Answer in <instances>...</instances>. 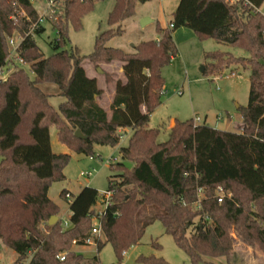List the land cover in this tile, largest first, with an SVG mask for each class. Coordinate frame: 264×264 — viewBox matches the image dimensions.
I'll return each mask as SVG.
<instances>
[{"label": "trees", "instance_id": "trees-1", "mask_svg": "<svg viewBox=\"0 0 264 264\" xmlns=\"http://www.w3.org/2000/svg\"><path fill=\"white\" fill-rule=\"evenodd\" d=\"M96 1L63 0L62 13L51 25L57 38L49 42L53 53L44 56L35 39L27 36L18 57L33 76L18 66L0 79V240L16 253L15 264H99L97 255L86 258L71 249L90 236L95 188L84 186L70 200L62 190L69 226L65 228L60 218L47 224L59 212L47 196L49 185L65 178L62 169L70 158L52 151L51 126L59 143L85 155L93 153L94 145L116 146L118 130L131 129L126 146L118 148L121 161L109 163L114 173L107 189L113 193L99 216L104 240L93 238L97 252L110 243L120 259L139 243L146 226L158 220L191 264H214L205 257H225L230 264L233 236L264 253V15L254 9L264 0H179L169 22L172 28L156 25L159 38L141 41L131 53L106 42L122 35L121 22L134 15L137 2L152 0H114L107 17L110 28L96 36L92 52L82 55L75 46L67 49L68 27L79 29ZM20 8L32 16L26 0H0V68L11 61L7 37L27 29L28 22L12 18ZM180 27L192 30L199 40L212 38L247 52V57L206 52L212 61L202 73L216 76L231 65L248 69V101L238 106L241 122L234 131L175 120L168 139L158 143L159 130L146 125L161 103V71L178 53L172 34ZM83 60L93 65L122 63L124 80L113 82L111 74L104 73L105 82L114 84L109 117L96 102L102 92L96 79L86 75ZM43 83L59 89L64 99L57 108L40 89ZM76 129L84 139L74 136ZM217 188L230 196L218 202ZM147 209L152 213L145 218L141 212ZM60 254L63 260L57 258ZM137 261L169 264L153 255H141Z\"/></svg>", "mask_w": 264, "mask_h": 264}, {"label": "rangeland", "instance_id": "rangeland-1", "mask_svg": "<svg viewBox=\"0 0 264 264\" xmlns=\"http://www.w3.org/2000/svg\"><path fill=\"white\" fill-rule=\"evenodd\" d=\"M62 1L59 0L58 4H62ZM178 1L152 0L145 3L137 2L134 9L135 16L121 22L122 35L111 38L106 42V45L129 52L132 49L130 44L135 40L140 41L133 45V49L141 40L148 38L155 40L159 36V33L156 31V25H149L147 28L141 29L140 20L142 18L137 20V17L144 12H151L157 18L156 20L159 21L160 25H167L172 18V13ZM113 5L114 0H97L93 8L81 18V27L79 29H74L72 26L68 27L65 47L68 49L71 46H75L82 55H88L92 52L96 36L100 32L110 28L107 23V17ZM177 30L173 31V33L176 35L175 44L178 53L161 71L164 80L163 94L160 99L161 103L150 114L146 127L159 130L157 136L158 143L165 142L168 139L170 128L174 126L175 120L185 121L192 119L194 124L205 123L212 127L218 126L222 128H225L228 124L227 128L232 131L236 130L237 125L241 122V113L237 106L244 107L248 101L249 70L240 65H231L216 76L204 75L202 72L204 66L210 62V59L205 57L206 52H230L235 57H247V52L240 47L217 42L212 38L199 40L194 32L188 28L187 30H180L178 32ZM55 37V31L52 29L50 23H45L44 31L40 35L35 36V42L44 56H49L53 53V48L49 42ZM104 64L107 63L101 62L93 65L88 60L82 61V66L84 65L87 72L91 71L90 67H92L94 73L100 68L102 72L97 73L100 79L106 83L104 73H107L111 74L114 82L116 74L107 72ZM16 65L24 67L29 76H33L26 64L20 65L14 62L12 57L10 61L11 68L9 67V69H15ZM118 70L119 68L117 67ZM108 84L110 83H106V85ZM39 87L49 96V102L55 108L63 101L64 98L60 95V91L56 85L43 83ZM179 90L182 92L181 95L177 94ZM107 91L109 92L110 90ZM103 97H101V101L104 100ZM219 117L221 119L218 120ZM196 118H199V121H196ZM171 119L174 120L170 124ZM118 133L120 139L116 146L94 145L93 153L85 155L78 154L66 145L59 143L55 127H50L52 151L54 153H67L70 155L69 161L62 169L65 178L60 181H52L47 191L49 199L59 208V212L52 216H57L61 220L69 219L70 210L68 201L63 196H60L62 190L68 191L75 196L82 187L91 186L97 190V200L99 202L100 193L108 188V178L110 174L114 173L109 163L116 164L121 161L118 148L126 146L128 138L131 135V129H120ZM89 171L92 172L90 177L81 176L82 172ZM122 189H128V186L122 187ZM98 205L97 203L96 208H98ZM150 213H152V210L147 209L141 212V215L146 218ZM196 222L197 220L195 219L194 223L196 224ZM43 228L42 224L41 229ZM191 229L192 227L189 231ZM99 237L102 241L104 240L103 235L99 234ZM92 240L90 245L81 247V251H83L82 255L86 258L97 255L99 264H115L118 261L121 264H140L137 258L141 255L146 257L151 255L162 257L169 264H191L188 256L175 244L172 236L165 233L163 225L158 220L146 226L139 243L125 250L120 259H118L110 243H104L97 252L95 241L93 238ZM152 243L159 244L160 248L153 247ZM73 245L71 246L72 250ZM256 253L261 255L260 259L255 258L252 262V257H250L243 261L241 260L242 256L236 254L230 257V264H264V253ZM15 259L16 253L9 247L1 244L0 264H15ZM204 259L214 264H228L225 257H205ZM238 260L242 262L238 263ZM199 264L206 263L200 262Z\"/></svg>", "mask_w": 264, "mask_h": 264}, {"label": "built area", "instance_id": "built-area-1", "mask_svg": "<svg viewBox=\"0 0 264 264\" xmlns=\"http://www.w3.org/2000/svg\"><path fill=\"white\" fill-rule=\"evenodd\" d=\"M28 4L32 8V16H29L28 12L20 8L16 11L15 16H12L13 19L16 17L21 18V20L28 22L27 29L24 31H16L12 35L8 36L6 41H7V46H8V59H11L13 57L14 62L19 63L22 65L24 62L20 57H18V48L20 44L24 41V39L27 36H31L32 38H35L38 34H36V30L43 28L44 29V24L45 23H50L52 25V22L55 21L59 15L62 13V4H58L59 0H26ZM229 2H234L235 0H228ZM254 9L264 15V6L260 7H254ZM34 17V19L32 18ZM169 28H172V24H168ZM55 41H57V38H54ZM19 65H16L15 67H18ZM10 61H8L3 67L0 68V79H5L9 73L12 71L10 70ZM10 70V71H9ZM177 94L181 95L182 92L179 90L177 91ZM196 121H199V118L195 119ZM92 175V172H82L81 176L82 177H90ZM113 191L111 189H106L105 191H102L100 193V198L99 202L98 200L96 201L95 205L92 207L91 211V217H92V227L90 230V236L86 239H84V243L89 244L93 240L95 236H99L100 234V223H99V216L102 215L106 208L110 205L111 203V197H112ZM217 194V201L221 202L222 198L224 196H230V193L224 192L221 188H217L216 190ZM64 197L67 200H70L72 195L70 192H65ZM198 197H202V192L199 189L198 190ZM98 199V198H97ZM98 205V208H96ZM198 207V205H197ZM63 226L67 228L69 226V221L63 220ZM59 260H63L64 256L63 254H60L57 256Z\"/></svg>", "mask_w": 264, "mask_h": 264}, {"label": "crops", "instance_id": "crops-1", "mask_svg": "<svg viewBox=\"0 0 264 264\" xmlns=\"http://www.w3.org/2000/svg\"><path fill=\"white\" fill-rule=\"evenodd\" d=\"M134 16H135V14L133 16H131V18L134 17ZM143 17H149L151 19V22L147 23L145 26H141V29H145L149 25H151V26L152 25H154V26L158 25L160 28H165V27L168 26V24L170 22L169 21L167 25H163V24L160 25L159 21L156 20L157 18H155L151 12H144L143 14H141V15H139L137 17V20L141 19ZM180 30H187V28L180 27V28H178L177 32L180 31ZM172 36H173V40L175 42L176 35L173 33ZM158 38H159V36L156 39H158ZM145 40H150V38L145 39ZM145 40H141V41H145ZM138 41H140V40H135L133 43L130 44L132 49H131V51H129V53H131L133 51V45L136 42H138ZM209 61L211 62L212 60H209ZM104 65H105V68H107V69H105L107 72L116 74V79L124 80V75L122 73V63L121 62H118V61L114 60V61H111V62H109L107 64H104ZM117 67L119 68L118 71H117ZM83 68H84V65H83ZM90 68H91L90 72H87V70L84 68V70L86 72V75L88 77L95 78L96 79V83H97V87L102 91L101 96L96 98V102L99 104V106H101L105 110V112L107 113V116L109 117L110 116L109 104H110V102L112 100V97H113V94H114V84L110 83V84L106 85V83H104L100 79V76L97 74V73L101 72L100 68H98L95 73L92 70V67H90ZM107 90H110V91L108 92ZM101 97H103V99H104L103 101H101V99H102ZM219 119H221V117H219L218 120ZM173 120L174 119L170 120V124H171V122ZM227 125L225 126V128L218 127V126H213V127L221 129V130H230L229 128H227L228 127ZM124 130H128V128H126ZM55 133H56V130H55ZM49 136H50V130H49ZM50 145H51V141H50ZM69 216H68V218H69ZM234 240H235V242H234L233 254L231 256H235L236 254H239L240 256H242L241 260H243V261H244V259H248V258L252 257V262H253V259H255V258H257V259L261 258V255L256 253V252H260L259 250L251 249L249 246L245 245L242 241H240L236 237H234ZM1 244H4V243L0 241V249H1ZM90 244L91 243H89V244L84 243L82 245L75 244V245H73L74 246L73 247V251L76 252V253L83 254V251H81V247H84V246H87V245H90ZM241 262L242 261L238 260V263H241Z\"/></svg>", "mask_w": 264, "mask_h": 264}, {"label": "water", "instance_id": "water-1", "mask_svg": "<svg viewBox=\"0 0 264 264\" xmlns=\"http://www.w3.org/2000/svg\"><path fill=\"white\" fill-rule=\"evenodd\" d=\"M151 22V19L149 17H143L141 20H140V25L141 26H145L147 23ZM238 107V106H237ZM74 136L77 137V138H80V139H84L85 136L80 132L79 129H76L74 131ZM123 165L126 166L127 168H130L131 167V163L127 162V161H124L123 162ZM58 220V217L57 216H51L49 219H48V224L49 225H52L54 224L56 221Z\"/></svg>", "mask_w": 264, "mask_h": 264}]
</instances>
